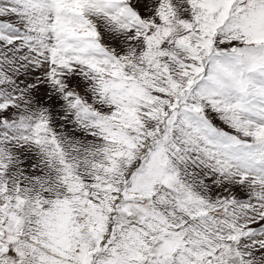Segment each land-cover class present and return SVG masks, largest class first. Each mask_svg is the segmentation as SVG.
<instances>
[{"label": "snow or ice", "instance_id": "obj_1", "mask_svg": "<svg viewBox=\"0 0 264 264\" xmlns=\"http://www.w3.org/2000/svg\"><path fill=\"white\" fill-rule=\"evenodd\" d=\"M0 264H264V0H0Z\"/></svg>", "mask_w": 264, "mask_h": 264}]
</instances>
